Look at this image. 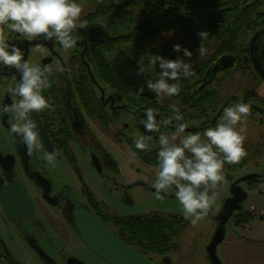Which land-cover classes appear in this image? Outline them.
Instances as JSON below:
<instances>
[{
    "label": "flooded vegetation",
    "instance_id": "flooded-vegetation-1",
    "mask_svg": "<svg viewBox=\"0 0 264 264\" xmlns=\"http://www.w3.org/2000/svg\"><path fill=\"white\" fill-rule=\"evenodd\" d=\"M164 1L166 4L161 5L162 8L169 11L168 6L172 5L179 16L210 18L206 19L211 24L210 28H213L215 16L228 17L235 9L245 21L247 34L232 52L215 53L214 40L211 37L208 41L205 46L207 55L201 64H204L203 80L210 71V81L207 89L193 90L192 105L179 99H159L156 95L141 94L118 74L121 63L126 62L128 67L131 61L130 64L136 63L143 69L148 79L151 69L149 50L167 42L180 44L185 41L181 31L173 30L162 31L156 39L144 44L136 41L117 44L116 38L120 34L127 35L129 26L124 29L107 18L136 14L129 9L112 11L105 7L100 12L91 0H79L83 6L81 20L86 22V27L76 29L73 35L77 45L67 51L59 43L43 36L28 41L17 33L8 32L9 43L19 47L29 63L41 67L53 65L52 87L43 94L55 105V111L32 114L39 127L42 146L31 155L22 138L10 132V124L15 122V117L0 112V264H111L82 238L76 222V212L80 210L98 217L115 236L147 258L159 264H173L169 252L179 246V237L189 226V220L176 239L175 248L163 253L142 250L131 243L129 233L122 231L118 220L158 211L121 216L95 193L96 189H101L110 194L120 188L130 190L136 185L155 192L143 176L142 169L138 171L142 177L132 178L129 173V181L119 180L118 163L107 149L117 145L131 154V143L135 138L133 131H137V136L148 135L140 125L146 119L145 110L149 107L159 113L156 116L159 122L172 115L170 105L175 104L183 116L181 122L188 125L186 134L199 132L202 135L206 128L215 127L224 108L237 102L250 104L251 114L244 122L247 129L244 146L248 156L235 169L225 164L226 183L217 192L219 195L223 187L227 193L219 199L218 212L211 210L209 216L218 224L213 216L220 212L225 202L233 201L240 205V209L234 211L229 222L234 220L239 227L244 217H253L250 210L264 209L247 204L250 194H258L264 199V0ZM214 25L221 24L214 22ZM222 29L229 28L223 25ZM171 32L176 38L166 40ZM161 37L163 40L159 41ZM37 45H42L44 50L36 51ZM102 54L110 65L104 73L99 67ZM228 55L232 63L215 68L220 59ZM193 59L196 61L197 56ZM56 61L66 71H56ZM19 79L20 74L15 68L0 64V105H10L19 99L7 92ZM198 92L206 94V97H195ZM173 131L172 126H161L163 134ZM55 150L60 155L53 167L43 156ZM135 158L145 166L156 168L155 164L137 155ZM92 173L99 180L97 185L100 188L90 180ZM164 195L173 196L170 193ZM263 214L256 219L261 220ZM251 241L264 240L255 238ZM155 252L161 257L159 261L151 257ZM207 256L211 264L208 253Z\"/></svg>",
    "mask_w": 264,
    "mask_h": 264
},
{
    "label": "clouds",
    "instance_id": "clouds-1",
    "mask_svg": "<svg viewBox=\"0 0 264 264\" xmlns=\"http://www.w3.org/2000/svg\"><path fill=\"white\" fill-rule=\"evenodd\" d=\"M82 13L83 6L77 0H0V64L15 68L20 74L18 83L7 89L12 97L19 99L10 105H0V112L15 117L10 132L22 138L29 155L42 146L39 127L32 114L55 111V105L43 94L52 87L50 76L54 68L51 64L41 67L25 60L21 49L9 43L8 32L17 33L28 41L43 36L67 51L77 45L73 35L76 29L86 27V22L81 20ZM198 36L201 43L197 52L203 58L207 55L203 42L209 32L200 31ZM43 50L42 45H37L36 51ZM173 50L182 51L188 60L151 56L150 64L157 67L158 63L160 71L155 82L147 83V89L159 99L178 96L182 90L179 81L195 76L190 63L193 53L180 44H175ZM55 64L56 71H66L59 61ZM139 91L143 93L144 88ZM170 110L172 115L158 122L159 113L147 108L143 124L149 135H138L133 143L135 149L148 151L153 140L150 134H158L157 166L152 184L155 197L164 199V194L174 187L184 218L195 226L209 215L218 197L217 189L226 183L225 164H238L248 156L244 146L247 138L244 122L251 114V105L237 102L224 108L215 127L206 128L202 135L199 132L186 134L188 125L181 122L183 116L179 107L172 104ZM161 126H172L174 131L170 135L163 134ZM136 154L131 153L133 157ZM59 155L58 150L46 152L43 159L54 167Z\"/></svg>",
    "mask_w": 264,
    "mask_h": 264
},
{
    "label": "trees",
    "instance_id": "trees-1",
    "mask_svg": "<svg viewBox=\"0 0 264 264\" xmlns=\"http://www.w3.org/2000/svg\"><path fill=\"white\" fill-rule=\"evenodd\" d=\"M79 0H77L78 2ZM100 12L103 8L115 11L121 9H129V11L136 12L132 17L133 20H129V23L123 19L122 16L115 17L114 15L108 16L107 20L124 27L129 26V33L127 35L120 34L116 38V43H126L129 41H136L141 44L146 43L148 40L156 39L162 31H181L185 36V41L180 43L183 48H187L193 53L190 63L193 65L195 76L191 78H182L179 83L182 85V90L178 96L169 97L172 100L179 99L182 103L192 105L193 101V90L207 89L208 86L201 87L203 75H204V64L202 61L206 58L205 56L200 59L198 56L197 49L201 43L198 33L200 31L209 32V37L204 41L206 46L211 37L214 40L215 53L217 52H232L238 46L240 39L247 34L245 21L242 17L237 15V9L227 16H215L214 22H219L220 26H215L213 22V28H210L211 24H208L206 19L208 17H186L179 16L176 14L177 9L174 6H168V10H164L161 5H165L164 0H91ZM131 16V15H129ZM86 18H89L86 17ZM228 26V30L222 29V26ZM248 25V24H247ZM122 30V29H121ZM176 42H167L159 46L151 48L150 58L152 55H161L165 59H177L183 58L186 61L187 57H184L183 52L177 53L173 50V46ZM197 56V60L194 61V56ZM203 65V66H202ZM109 63L102 54L100 58V72H105L109 67ZM203 67V68H202ZM108 70V69H107ZM159 64L157 67L151 65L149 72V82H155L158 79ZM203 72V73H202ZM114 73V72H112ZM121 84L118 83V86ZM201 87V88H200ZM196 94V93H195ZM195 97L204 99L206 94L198 92ZM144 135V134H142ZM152 147L148 151H139L135 149L134 143H131L132 152H136L137 156L142 160L155 164L157 166V151H158V139L153 138L150 142ZM238 164H229L231 169L238 167ZM250 217H244L242 222L248 223ZM260 219L264 221V214L260 216ZM119 226L123 232H127L130 235L132 244L138 245L142 250L146 251H157L160 253L166 252L175 248L176 239L179 237L181 232L186 228L188 220L183 216L172 215L160 212H152L146 215L132 216L118 220Z\"/></svg>",
    "mask_w": 264,
    "mask_h": 264
},
{
    "label": "rangeland",
    "instance_id": "rangeland-1",
    "mask_svg": "<svg viewBox=\"0 0 264 264\" xmlns=\"http://www.w3.org/2000/svg\"><path fill=\"white\" fill-rule=\"evenodd\" d=\"M123 19L129 23V20H133L134 18L129 16L123 17ZM165 38L166 40L168 38L175 39L176 36L174 32H171V34H168ZM158 40H163V37ZM170 134L171 133H169V135ZM132 135L136 137L137 131L134 130ZM107 149L110 150L118 163L119 168L117 175L119 180L124 178L126 181H129V173L132 178L139 177V175L142 177L143 174L152 186L155 181L154 167L145 166L127 150L117 145L108 147ZM86 161L87 164L90 165L89 160ZM89 168H92V166ZM139 169H142V174L138 172ZM90 180L96 188H100L97 185L99 180L94 177L93 173L90 175ZM225 191L226 190L222 187L213 205L212 210L215 213L220 209L219 199L226 195L227 191ZM95 193L100 199L109 203L121 216L140 215L152 211L183 215L182 206L175 197L174 187L168 192L173 194V196H165L162 200L156 199L155 192L141 185H136L130 190L120 188L114 190L110 194L101 189H96ZM77 194L80 196L79 193ZM248 203L249 206L255 205V207H264V199L258 194L256 196L250 194L247 204ZM250 211L253 217H255L249 218L250 220L248 223L243 222L242 225L236 227L234 220L228 222L225 240L218 246V255L223 264H264V241H251V239L255 238L264 240V221L256 219L259 214L264 212V209H252ZM216 228V221L209 215L195 226L189 223L187 229L179 237V246H177L175 250L169 252L174 260L173 264H210L207 256V249L212 241ZM151 254L153 259L158 261L161 259L159 253L155 252Z\"/></svg>",
    "mask_w": 264,
    "mask_h": 264
},
{
    "label": "water",
    "instance_id": "water-1",
    "mask_svg": "<svg viewBox=\"0 0 264 264\" xmlns=\"http://www.w3.org/2000/svg\"><path fill=\"white\" fill-rule=\"evenodd\" d=\"M257 36L252 39L254 43ZM127 67L126 62H122L117 69L118 74L123 80L133 87L136 91H139L141 87L144 88V92L141 94L153 97L155 94L147 89V83L149 82L144 72H141L139 65L131 63ZM232 63L231 57L224 56L216 64L215 68L223 66H229ZM124 64V65H123ZM88 65V64H87ZM210 71L207 72L201 87L207 85L210 81ZM94 79V78H93ZM143 132H145L144 124L140 125ZM146 133V132H145ZM149 135V133H146ZM154 137H158V134L152 133ZM246 180L247 178H243ZM235 201V200H234ZM240 209V205L235 204L233 201H227L221 208L220 212L213 216L218 221L216 231L213 235L212 241L208 246V255L211 260V264H223L218 255V246L223 242L226 235V225L229 219L233 216L234 211ZM212 214V213H211ZM76 222L79 227L82 238L104 259L111 264H159L155 262L137 250L127 246L121 239L114 235L110 229L95 215L89 211H77Z\"/></svg>",
    "mask_w": 264,
    "mask_h": 264
}]
</instances>
